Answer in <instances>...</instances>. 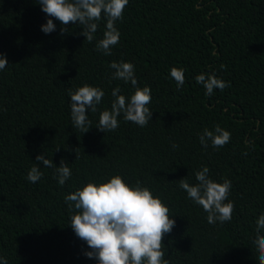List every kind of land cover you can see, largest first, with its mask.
Listing matches in <instances>:
<instances>
[{
    "label": "trees",
    "instance_id": "16d2710c",
    "mask_svg": "<svg viewBox=\"0 0 264 264\" xmlns=\"http://www.w3.org/2000/svg\"><path fill=\"white\" fill-rule=\"evenodd\" d=\"M48 18L56 30L45 34ZM98 24L89 43L79 25H65L61 34L60 22L37 0H0V53L8 61L0 71V257L8 264H96L69 227L73 213L64 198L119 175L130 186L139 180L169 208V264H259L253 241L264 214V0H129L110 56L96 50L106 21ZM113 61L131 62L137 86L150 87L147 126L121 114L114 131L96 128L100 113L111 109L113 88L125 97L134 91L130 82L111 79ZM172 68L184 70L179 91ZM201 73L231 87L208 96L195 81ZM85 84L104 97L81 133L68 93ZM216 125L230 141L202 147L199 136ZM38 154L57 167L61 159L68 164L72 174L63 186L55 166L42 163L41 179L28 181ZM204 166L213 181H231L228 222L209 224L179 186L182 178L197 184Z\"/></svg>",
    "mask_w": 264,
    "mask_h": 264
},
{
    "label": "clouds",
    "instance_id": "9594fccd",
    "mask_svg": "<svg viewBox=\"0 0 264 264\" xmlns=\"http://www.w3.org/2000/svg\"><path fill=\"white\" fill-rule=\"evenodd\" d=\"M129 0H37L41 10L47 17L55 18L62 25L60 31H68L65 25H79L80 35L89 43L95 39L98 22L106 21L103 37L97 42L96 50L106 56L112 54V48L119 43L120 32L116 22L123 19L124 9ZM56 30L53 19H46L41 25V31L49 34ZM8 66V61L0 53V71ZM113 70L111 79L130 82L134 91L129 97L120 95L119 86L112 89L115 98L110 110H104L99 115L96 128L105 133L114 131L119 127L118 117L123 114L126 121L135 123L140 127L147 126L152 119V111L148 105L152 101L151 89L137 86L134 74V65L131 62L113 61L109 64ZM170 76L174 79L179 91L185 83L183 69L172 68ZM197 84L211 96L214 89L223 91L231 87L230 82L217 78L215 75L201 73L195 77ZM71 121L81 133L91 127L88 118L89 110L97 111V106L104 97V92L98 87L87 84L69 91ZM231 139L230 132L216 125L214 131L205 128L199 136L202 147L207 148L209 142L213 148H220ZM179 146L172 144V148ZM56 150H59L57 148ZM34 164L28 171L27 179L31 183L39 181L43 175L38 164L53 168L52 160L43 154L35 157ZM57 175L54 177L60 186L71 177V169L61 159L59 166H55ZM209 168L204 166L195 173L198 182L190 185L186 179L179 180V186L187 196L207 213L209 224L225 223L232 219L234 204L228 200L231 181L215 182L209 177ZM68 205L70 225L74 234L85 242L90 251H86L89 259L96 264H169L165 259L164 236L171 233L175 227L169 208L152 192L141 186L139 180L130 186L121 176L114 175L101 183L88 182L81 188L65 196ZM256 236L253 241L258 254L259 264H264V214L255 221ZM0 264H8V260L0 257Z\"/></svg>",
    "mask_w": 264,
    "mask_h": 264
}]
</instances>
